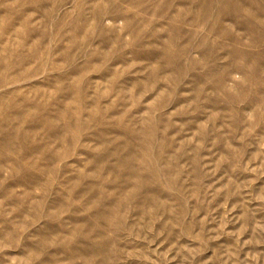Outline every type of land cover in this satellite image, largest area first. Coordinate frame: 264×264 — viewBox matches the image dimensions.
<instances>
[{"label":"rangeland","instance_id":"1","mask_svg":"<svg viewBox=\"0 0 264 264\" xmlns=\"http://www.w3.org/2000/svg\"><path fill=\"white\" fill-rule=\"evenodd\" d=\"M0 264H264V0H0Z\"/></svg>","mask_w":264,"mask_h":264}]
</instances>
